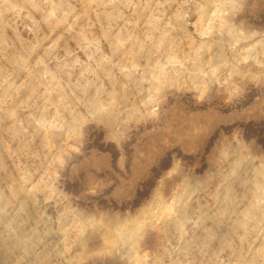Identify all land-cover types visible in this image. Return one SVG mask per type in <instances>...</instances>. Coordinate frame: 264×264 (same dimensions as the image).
Here are the masks:
<instances>
[{
  "label": "rangeland",
  "instance_id": "1",
  "mask_svg": "<svg viewBox=\"0 0 264 264\" xmlns=\"http://www.w3.org/2000/svg\"><path fill=\"white\" fill-rule=\"evenodd\" d=\"M0 264H264V0H0Z\"/></svg>",
  "mask_w": 264,
  "mask_h": 264
},
{
  "label": "bare ground",
  "instance_id": "2",
  "mask_svg": "<svg viewBox=\"0 0 264 264\" xmlns=\"http://www.w3.org/2000/svg\"><path fill=\"white\" fill-rule=\"evenodd\" d=\"M48 128V127H47ZM258 171V170H257ZM257 180V179H256Z\"/></svg>",
  "mask_w": 264,
  "mask_h": 264
}]
</instances>
